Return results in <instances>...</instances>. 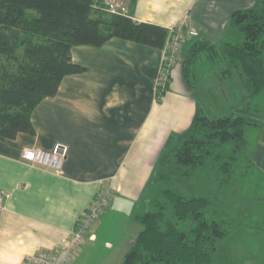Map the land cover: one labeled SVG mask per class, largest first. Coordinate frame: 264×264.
<instances>
[{"label":"crops","instance_id":"crops-1","mask_svg":"<svg viewBox=\"0 0 264 264\" xmlns=\"http://www.w3.org/2000/svg\"><path fill=\"white\" fill-rule=\"evenodd\" d=\"M123 1L133 21L195 29L198 35L186 36L182 43L185 54L199 40L213 44L234 40L230 14L255 0ZM162 50L119 38L100 47H73L71 60L83 72L65 76L57 93L36 106L32 134L0 137V190L5 194L0 264H21L28 254L63 246L105 186L113 188L110 206L72 264H121L140 231L136 216L148 206L144 189L166 141L189 126L199 105L194 93L213 88L212 83L202 87L197 78L188 85L179 63L171 69L166 89L155 91ZM216 81L215 89L221 87ZM56 144L68 149L60 175L21 159L26 148L51 150ZM261 144L253 154L258 167Z\"/></svg>","mask_w":264,"mask_h":264},{"label":"trees","instance_id":"trees-1","mask_svg":"<svg viewBox=\"0 0 264 264\" xmlns=\"http://www.w3.org/2000/svg\"><path fill=\"white\" fill-rule=\"evenodd\" d=\"M228 25L234 40L195 42L182 54L181 73L189 85L194 64L207 61L220 90L231 91L233 83L241 98L217 116L196 104L189 126L166 141L148 210L137 214L141 228L121 264H231L225 255L244 229L264 230V172L245 137L248 127L264 125V0L233 10ZM168 33L109 13L104 0H0V137L32 134L36 106L57 93L65 76L83 72L71 60L73 47L119 38L162 49ZM236 202L256 209L243 215Z\"/></svg>","mask_w":264,"mask_h":264},{"label":"built area","instance_id":"built-area-1","mask_svg":"<svg viewBox=\"0 0 264 264\" xmlns=\"http://www.w3.org/2000/svg\"><path fill=\"white\" fill-rule=\"evenodd\" d=\"M106 11L127 15L128 10L123 0H104ZM168 37L163 46L162 58L155 80V91H164L170 79L171 69L180 63L182 57L181 46L186 36L196 37L197 31L188 28L168 29ZM67 146L56 144L51 150L40 148H26L22 151L21 159L31 166L62 174L63 164L67 157ZM113 195L111 186L102 187L83 215L79 217L73 230L67 236L66 243L52 251H37L26 255L21 264H72L77 253L85 243L88 234L99 223L103 213L109 208ZM5 194L0 190V211Z\"/></svg>","mask_w":264,"mask_h":264},{"label":"rangeland","instance_id":"rangeland-1","mask_svg":"<svg viewBox=\"0 0 264 264\" xmlns=\"http://www.w3.org/2000/svg\"><path fill=\"white\" fill-rule=\"evenodd\" d=\"M207 62V61H206ZM202 60H199L194 64L193 69L197 78V82L201 83L202 87L203 85H208L210 87V83H212L213 88H209V91L205 89L201 92H195L194 94L197 95L198 104L201 108L206 110L205 106L209 107L212 110V116H217L219 114H222L221 112H227L231 110V105L234 104V96L236 95L237 99L238 97L241 98V91L237 85L230 84L231 91L223 92L220 90L221 87H216L218 89H215V83L217 82V76H209V72L212 71L210 63H206ZM171 73V71H170ZM171 75V74H170ZM170 80V79H169ZM169 82V81H168ZM206 86V87H208ZM236 86V87H235ZM166 89V85L164 87V90ZM158 91V89H157ZM230 93V94H229ZM217 94V95H216ZM264 94L260 95L259 101L263 100ZM233 99V103H230V100ZM238 104H240V99L236 100ZM218 110L217 113H215ZM264 128L262 127L261 130H256L252 127H248L245 130V137L247 140V147L250 149H253V152L256 149V146L259 147L257 144H261L259 148V158L261 160V163L259 168L264 171V134H263ZM263 135V136H262ZM176 136V135H174ZM263 137V138H262ZM175 184L179 186V189L181 187H187V182L184 181H175ZM153 189V182L152 180L148 183L146 188L144 189V197H146L145 202H148L150 199L151 193ZM230 202L229 199L223 198L221 202ZM149 206L144 207V210L141 212H144L148 210ZM233 208L243 214V215H249L252 214L256 207L254 204L246 203L244 205H241L239 203L233 204ZM262 226L264 228V221L262 222ZM252 231V230H251ZM254 231V230H253ZM222 255V254H221ZM224 257V255H222ZM225 257L228 259L227 261L231 264H264V230L263 231H254L252 234L246 233L243 235H240L239 241L234 247H231V251L225 255ZM223 260H221L222 262Z\"/></svg>","mask_w":264,"mask_h":264}]
</instances>
